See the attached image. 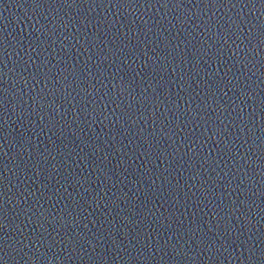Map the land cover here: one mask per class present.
<instances>
[{
  "label": "water",
  "instance_id": "1",
  "mask_svg": "<svg viewBox=\"0 0 264 264\" xmlns=\"http://www.w3.org/2000/svg\"><path fill=\"white\" fill-rule=\"evenodd\" d=\"M0 264H264V0H0Z\"/></svg>",
  "mask_w": 264,
  "mask_h": 264
}]
</instances>
